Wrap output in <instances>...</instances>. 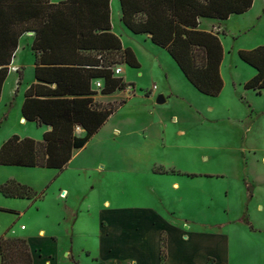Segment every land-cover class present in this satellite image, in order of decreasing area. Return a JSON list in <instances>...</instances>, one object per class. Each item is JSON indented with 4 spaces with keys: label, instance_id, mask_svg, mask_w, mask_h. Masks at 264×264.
<instances>
[{
    "label": "rangeland",
    "instance_id": "374dc122",
    "mask_svg": "<svg viewBox=\"0 0 264 264\" xmlns=\"http://www.w3.org/2000/svg\"><path fill=\"white\" fill-rule=\"evenodd\" d=\"M214 24L223 49V88L215 97L196 91L164 50L134 39L140 68L119 64L127 88L101 101L121 106L52 179L57 189L68 190L59 204L65 201L77 216L74 261L61 250L70 248L63 225L58 264H99L93 235L107 213L120 220L119 232L106 231L114 243V264H159L134 245L140 233L132 232V221L150 215L183 224L184 245L223 234L231 240L230 264H264V90H245L255 72L238 57V50L264 46V0ZM31 77L27 68L26 81ZM13 81L11 75L0 120H18L14 110L12 118H4ZM9 127L0 124V136ZM63 211L58 208L56 215ZM162 244L165 255L163 235L160 253Z\"/></svg>",
    "mask_w": 264,
    "mask_h": 264
},
{
    "label": "trees",
    "instance_id": "16d2710c",
    "mask_svg": "<svg viewBox=\"0 0 264 264\" xmlns=\"http://www.w3.org/2000/svg\"><path fill=\"white\" fill-rule=\"evenodd\" d=\"M110 0H0V92L19 37L34 32L35 78L25 93L22 116L51 130L41 141L17 136L0 147V165L62 170L74 150L84 147L121 106L96 104L91 82L100 80L103 95L127 84L112 68L140 64L129 48L122 49L110 32ZM121 21L134 34H147L174 61L186 81L200 94L215 97L223 88V49L213 32L198 29L200 18L227 20L242 15L253 0H119ZM86 53V54H85ZM239 59L254 69L245 90H264V46L238 50ZM53 86V87H52ZM76 127L85 134L74 135ZM8 198H39L24 185H0ZM162 244L161 258H164ZM0 264H32L24 239L0 238Z\"/></svg>",
    "mask_w": 264,
    "mask_h": 264
},
{
    "label": "crops",
    "instance_id": "0c3cea01",
    "mask_svg": "<svg viewBox=\"0 0 264 264\" xmlns=\"http://www.w3.org/2000/svg\"><path fill=\"white\" fill-rule=\"evenodd\" d=\"M58 1L64 0H51V3H56ZM109 7L110 32L119 39L122 49L129 48L137 60L134 39L140 37L142 42H149L152 44L149 35L134 34L124 26L121 21L122 12L119 0H110ZM221 22L223 21L211 18H200L198 29L213 32L219 37L217 33L219 26L214 23ZM34 39V32L29 31L22 34L18 39L17 47L8 65V73L0 92V102L7 81L11 75H14V81L11 85L12 97L9 102L8 110L4 111V118H12V110H14L18 115V120H0V124L4 123L11 126L7 128L4 135L0 136V147L12 136H17L20 139L29 138L35 141H41L43 134L51 130V127L48 125L27 121L24 119L21 112L26 91L31 85L39 83L35 78V53L32 50ZM126 67L130 68L127 65ZM27 68L31 70L32 75L28 81L25 79ZM120 68L122 70L120 75L121 78L124 70L121 66ZM94 82L95 81L91 82V90L95 92L92 99L96 104L104 107V105L101 104V101H103L102 99L112 94L103 95L100 92H96L94 89ZM123 82H125L124 79ZM106 122L97 133L104 127ZM84 134L85 131L81 127L75 128L74 135L76 137L81 138ZM80 149L74 150L72 157L74 153ZM58 171L60 170L0 165V185L8 181H13L17 184L29 187L36 195L45 190L42 196L35 199L8 198L0 193V238L24 239L32 256V264H58L55 252L58 249V237L64 232L61 227L63 225L66 226V234L69 236L68 243L70 248L67 250V246H63L61 250L74 261L72 251L75 239L74 227L77 223V216L73 217L72 212H69L71 209L67 207L65 201L63 206L59 204L62 199L67 198V195L65 198H61L60 195L64 197L63 195L68 193V190L64 187L57 189L56 182L52 181ZM51 172L53 174H50ZM52 203L53 205H50ZM58 208L64 211L56 215V210H58ZM71 216L73 218H71ZM97 226L98 232L93 235V237L96 238L94 241V252L98 253V263L100 264L99 260H102L103 264H114V243L109 235H111V231H115V233L120 231V220L116 218L114 213H107L106 216L102 215L97 221ZM182 226L183 224L174 222H159L153 215L145 219L137 218L132 221V232H139L140 238L138 241L137 239L135 240L134 245L137 249L141 250V255H146L148 259L151 258L153 262L157 261L159 264H207L209 258L212 259V264H230L231 240L227 236L223 234L210 235V237L207 238H198L190 245H184L183 241L188 239V235L182 230ZM106 231H108L109 235ZM161 235L165 237L166 241L164 259H161L160 256ZM81 251L85 252L87 255L90 254L89 251ZM148 259L142 258L144 262L148 261ZM132 261H134V257Z\"/></svg>",
    "mask_w": 264,
    "mask_h": 264
},
{
    "label": "built area",
    "instance_id": "2783aa9c",
    "mask_svg": "<svg viewBox=\"0 0 264 264\" xmlns=\"http://www.w3.org/2000/svg\"><path fill=\"white\" fill-rule=\"evenodd\" d=\"M111 70L113 72V76L114 77H120V75L122 73V70H121L120 66H114ZM102 88H103L102 82L100 80H96L94 82L95 91L96 92H100L102 90ZM22 229H23V227H22Z\"/></svg>",
    "mask_w": 264,
    "mask_h": 264
},
{
    "label": "water",
    "instance_id": "95a60500",
    "mask_svg": "<svg viewBox=\"0 0 264 264\" xmlns=\"http://www.w3.org/2000/svg\"><path fill=\"white\" fill-rule=\"evenodd\" d=\"M163 102H164L163 97H162L161 95H159V96L157 97V99H156V103H157V104H161V103H163Z\"/></svg>",
    "mask_w": 264,
    "mask_h": 264
},
{
    "label": "bare ground",
    "instance_id": "6f19581e",
    "mask_svg": "<svg viewBox=\"0 0 264 264\" xmlns=\"http://www.w3.org/2000/svg\"><path fill=\"white\" fill-rule=\"evenodd\" d=\"M64 196V195H63ZM62 197V196H61Z\"/></svg>",
    "mask_w": 264,
    "mask_h": 264
}]
</instances>
